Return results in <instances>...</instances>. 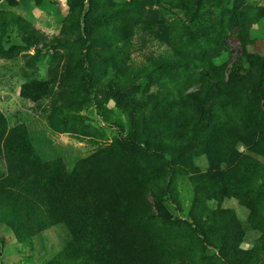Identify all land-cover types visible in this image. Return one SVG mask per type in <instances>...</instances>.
Listing matches in <instances>:
<instances>
[{"label":"trees","instance_id":"trees-1","mask_svg":"<svg viewBox=\"0 0 264 264\" xmlns=\"http://www.w3.org/2000/svg\"><path fill=\"white\" fill-rule=\"evenodd\" d=\"M4 1L15 6L18 0ZM71 1L81 40L75 81L86 93L97 71L94 60L130 57L135 50L133 28L142 23L149 31L162 24L157 16L141 21L144 5L156 1L190 11L202 3ZM182 30L181 24L166 29V40L175 47L149 67L134 69L132 60H119L124 73L136 80L168 79V85L149 100H132L135 113L128 111L132 123L126 136L79 159L70 170L60 157L43 160L25 124L9 127L0 110V224L22 244L59 223L71 236L44 264H199L196 253L208 260L207 249L216 252L219 264H264V58L249 53L241 41L225 80L214 77L205 65L188 75H172L182 61L186 64L181 48L190 42L195 49L197 36H202L194 25L184 34ZM240 82L246 83L248 94L233 92ZM111 84L119 90L133 85L129 79ZM53 89V82L32 79L21 83L19 96L34 103L51 98V117L59 110ZM118 102H123L120 93ZM199 155L207 158L204 172L194 162ZM183 177L193 195L185 212L177 183ZM199 196L234 197L247 208L249 224L260 232L251 247L239 248L242 231L232 210L222 209L215 217L222 221L226 214L225 230L205 226L197 208ZM166 202L175 207L176 216Z\"/></svg>","mask_w":264,"mask_h":264},{"label":"rangeland","instance_id":"rangeland-1","mask_svg":"<svg viewBox=\"0 0 264 264\" xmlns=\"http://www.w3.org/2000/svg\"><path fill=\"white\" fill-rule=\"evenodd\" d=\"M101 1L116 4L128 0ZM77 15L71 0H18L15 6L0 0V110L9 127L25 124L31 143L43 160L60 157L68 170L79 159L126 136L132 123L128 111L135 113L130 103L132 100H149L163 84L168 85V79L161 83L149 79L136 80L131 73H124L127 70L119 62L132 60L134 69L149 67L175 47L174 43L166 40L167 28L181 24L184 34L194 25L197 33L202 35L197 36L195 49L190 42L181 48L186 64L182 61L179 68L171 72L172 75H188L205 65L214 77L225 80L241 52V41H245L249 53L264 58V0H202L198 8L190 11L150 1L142 8L141 21L157 16L162 24L149 31L143 29L142 23L133 28L135 50L130 57L115 58L114 62L94 60L97 71L92 73L90 93H86L75 81L79 68L74 59L81 45ZM114 22L118 24V20ZM208 33L211 36H206ZM95 48L108 49L102 45ZM110 77L118 84L129 79L133 85L119 90L111 84ZM32 79L53 82L51 95L57 97L59 108L56 115L49 116L53 104L51 98L34 103L19 96L21 83ZM233 92L248 94V86L245 82L237 83ZM119 93L122 103L118 102ZM100 112L110 119L119 120L120 125L114 124L113 120L108 121ZM194 162L200 172L207 170L205 155L197 156ZM177 183L185 212L193 203L190 181L183 177L178 178ZM165 204L172 216H176L175 207L170 202ZM197 208L202 215V223L219 230L227 228L223 222L226 214L221 217L222 221L215 217L222 209L232 210L231 217L237 219L242 231L240 249L251 247L260 235L249 224L247 208L234 197L199 196ZM232 235L227 239L234 245ZM70 239L65 225L59 223L38 232L29 242L22 244L8 227L0 224V264H44ZM198 253L195 257L199 264H219L212 249L206 250L208 260Z\"/></svg>","mask_w":264,"mask_h":264}]
</instances>
